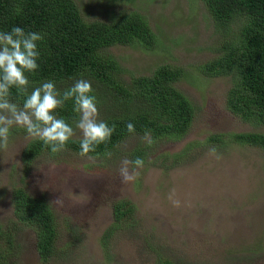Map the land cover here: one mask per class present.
<instances>
[{"label":"rangeland","instance_id":"374dc122","mask_svg":"<svg viewBox=\"0 0 264 264\" xmlns=\"http://www.w3.org/2000/svg\"><path fill=\"white\" fill-rule=\"evenodd\" d=\"M73 1L86 21H107L119 11L144 14L157 37L153 47L118 44L105 51L123 68L125 80L148 75L158 64L180 67L183 73L174 85L192 103L194 116L180 139L162 137L147 147L144 166L129 183L121 182L119 168L131 148L145 144L144 135L124 138L108 151L110 158L66 148L42 152L25 167L21 150L32 138L14 126L8 147L0 149V227L12 233L11 244L5 243L6 264H156L158 258L173 264H264V149L204 141L214 133L264 134V126L244 122L226 109L228 76H205L196 69L216 55L214 46L222 38L203 3ZM73 138H80L79 130ZM188 143L179 162L160 165L163 154L177 153ZM213 148L219 158L210 153ZM18 186L41 196L53 213L57 235L45 261L36 252L33 230L13 213L12 190ZM173 189L180 207L168 199ZM120 199L135 208L108 236L113 205Z\"/></svg>","mask_w":264,"mask_h":264},{"label":"trees","instance_id":"16d2710c","mask_svg":"<svg viewBox=\"0 0 264 264\" xmlns=\"http://www.w3.org/2000/svg\"><path fill=\"white\" fill-rule=\"evenodd\" d=\"M200 1L222 38L214 46L216 55L196 66L197 71L205 76H228L226 109L244 122L264 126V0ZM14 26L44 37L37 42L39 68L26 73L29 91L46 81H53L61 92L77 79L91 82L97 106L102 111L99 118L110 127L115 126V131L109 142L88 155H103L131 134L148 132L154 140L162 137L178 140L189 128L195 110L174 85L183 73L180 67L158 64L148 75H131L125 80L121 76L123 68L105 51L118 44L153 47L157 37L144 14L119 11L107 21H86L73 0H0V31L9 32ZM10 99L23 106L24 97L15 88ZM55 115L71 126L78 120L72 101L56 109ZM129 122L135 126L134 132L127 130ZM19 128L16 130L26 132ZM79 141L80 138H72L66 148L80 153ZM204 141L219 145L233 141L264 149V134L260 132L214 133ZM190 145L177 153L163 154L160 165L168 168L176 164ZM147 147L140 144L131 148L128 159H145ZM42 152L52 154L42 141L28 140L21 150L24 166ZM12 204L17 221L33 230L36 252L45 261L53 253L57 235L49 205L41 196L28 194L21 186L13 188ZM134 208L129 200H118L113 205L114 223L105 233L109 236L118 223L130 218ZM10 238V230L0 227V264L8 262ZM156 264L173 263L158 258Z\"/></svg>","mask_w":264,"mask_h":264},{"label":"clouds","instance_id":"9594fccd","mask_svg":"<svg viewBox=\"0 0 264 264\" xmlns=\"http://www.w3.org/2000/svg\"><path fill=\"white\" fill-rule=\"evenodd\" d=\"M43 39L41 33L26 32L19 26H14L9 32L0 31V149L8 147L14 126L25 129L30 138L49 146L53 154L64 151L79 130L80 155L86 156L95 152L99 145L110 141L115 126L110 127L99 118L97 98L88 80L77 79L63 92L57 89L53 81L43 82L29 91L30 80L26 73H33L39 68L37 42ZM13 88L19 96L24 97L22 107L10 99ZM67 101L73 102V112L78 115L75 129L55 115V110L63 108ZM126 127L130 133L135 131L131 122ZM142 139L149 147L155 143L148 132ZM210 153L219 158L215 148ZM105 155L110 158L112 154L106 151ZM143 166L144 159L141 157L124 159L119 168L121 182L135 181L139 176L136 169ZM175 196L173 189L168 199L174 207H180L181 201ZM56 203L62 205L63 201L57 198Z\"/></svg>","mask_w":264,"mask_h":264}]
</instances>
